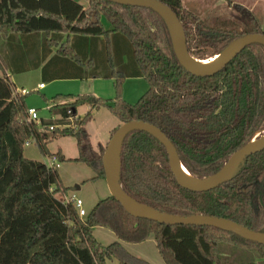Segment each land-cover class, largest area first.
Here are the masks:
<instances>
[{
    "label": "trees",
    "instance_id": "trees-1",
    "mask_svg": "<svg viewBox=\"0 0 264 264\" xmlns=\"http://www.w3.org/2000/svg\"><path fill=\"white\" fill-rule=\"evenodd\" d=\"M82 1L87 3L85 6ZM177 15L186 49L197 60L213 58L246 34H264L250 9L226 0L196 15L183 0H159ZM21 40L23 41L20 44ZM5 48L24 58L31 48L37 63L52 75L112 79L116 96L57 93L50 118L28 122L27 93H16L7 72ZM25 65L11 69L25 70ZM143 78L147 91L135 103L122 99L126 78ZM45 96V95H43ZM90 109L78 117L77 108ZM118 119L159 128L174 144L183 167L196 179L217 173L237 150L264 131V46L247 45L221 70L195 76L173 51L165 21L153 10L106 0H0V264H142L119 241L104 245L92 234L107 226L127 242L154 236L165 264H264V244L213 226L165 225L129 215L110 195L99 199L84 217L63 201L68 190L56 168L24 156L34 143L42 156L64 161L47 144L74 137L71 162L86 164L90 180L104 179L101 159L106 145L91 143L87 123L94 109ZM70 112V113H69ZM71 127H61L69 124ZM52 127L53 129H51ZM119 155V184L137 202L179 216L226 218L254 232L264 229V149L247 156L240 171L215 189L193 192L174 179L166 149L143 131H131Z\"/></svg>",
    "mask_w": 264,
    "mask_h": 264
},
{
    "label": "rangeland",
    "instance_id": "rangeland-1",
    "mask_svg": "<svg viewBox=\"0 0 264 264\" xmlns=\"http://www.w3.org/2000/svg\"><path fill=\"white\" fill-rule=\"evenodd\" d=\"M232 3H239L246 8L250 9L256 14L259 23L264 27V0H231ZM82 3L87 6L85 1ZM226 0H183V5L194 12L196 15L201 17L211 10L218 4H225ZM6 54L10 55L9 64L10 69L8 74L11 75L12 81L16 86L14 89H18L20 86L29 92L26 103L30 108L37 110L39 117L50 118L48 106L49 104L45 101L50 102L51 98L57 93L63 94H83V93H94L97 97L104 100H112L116 96V90L114 88V81L112 79H92V80H55L48 81V69H43L45 63H39L34 68V63H37L38 55L31 48L27 50L23 49L24 58H18L15 50L5 48ZM25 65V70H19V72L13 73L11 69H15L14 66ZM53 72V71H52ZM42 82L45 88L38 89L37 85ZM17 87V88H16ZM147 91V84L143 78L129 77L123 81L122 84V99L126 103H135L142 95ZM45 95V96H43ZM83 110H79L81 113ZM93 119L86 125L87 130L91 136V143L95 145L97 142L105 144L110 138V132L113 128L118 125V119L113 113H110L105 108H99L94 110L92 113ZM23 154L25 157L32 160H41L47 157H43L40 150L34 143H28L24 146ZM49 151L52 154L57 151H62L67 158H76L78 155V149L74 137H62L57 138L47 144ZM56 164L59 165L57 168L60 182L68 190L63 194L66 196H74L76 199L79 198L83 205L82 208L85 214L81 216L84 218L90 210L95 206V203L109 195L107 186L102 179L91 181L94 177V172L86 165L81 162H71L68 160L59 161L56 159ZM80 188L76 190V186ZM93 236L102 244L108 245L114 241H119L125 251L128 254L134 255L136 258L144 261L142 264H165L158 254L156 247V241L154 236L151 235L142 242H127L119 239L110 227L107 226H96L93 228ZM106 264H119L118 260L108 259Z\"/></svg>",
    "mask_w": 264,
    "mask_h": 264
},
{
    "label": "water",
    "instance_id": "water-1",
    "mask_svg": "<svg viewBox=\"0 0 264 264\" xmlns=\"http://www.w3.org/2000/svg\"><path fill=\"white\" fill-rule=\"evenodd\" d=\"M111 1L123 6H136L140 8H149L157 13L166 23L168 32L171 36L173 51L176 54L178 62L185 70L195 76L212 75L221 70L230 60L238 55L247 45L261 44L264 46V34H246L238 37L236 40L229 43L219 55L213 57L216 60L208 65L198 66L193 62L194 59L189 55L186 49V40L183 27L173 11L159 0H106ZM211 59V58H210ZM143 131L149 133L157 139L166 149L167 162L174 179L178 185L184 189L193 192H205L206 190L215 189L222 185L224 182L231 180L241 169L245 163V158L249 155L258 153L264 149V131L262 134L253 137L246 145L237 150L222 168L215 174L205 177L203 180L196 179L183 167L178 158L176 148L173 143L166 137L163 132L156 126L145 123L143 121L130 120L129 122L122 123L114 131L112 136L106 143L105 150L102 155L101 164L104 170V180L107 184L109 195L117 200L123 209L135 217L151 219L165 225H197V226H213L221 230L232 232L239 237L258 244H264V229L261 232H254L245 226H241L229 219L217 218L214 216H201V215H187V217L166 214L149 207L145 204L137 202L126 195L120 187L119 178V155L122 147V142L131 131ZM117 158V178H115L111 169L110 158ZM183 170L187 172L190 178L183 176ZM264 178V177H263ZM264 183V182H263Z\"/></svg>",
    "mask_w": 264,
    "mask_h": 264
},
{
    "label": "built area",
    "instance_id": "built-area-1",
    "mask_svg": "<svg viewBox=\"0 0 264 264\" xmlns=\"http://www.w3.org/2000/svg\"><path fill=\"white\" fill-rule=\"evenodd\" d=\"M6 75H8V77H9V74H6ZM42 86H43V84H40L39 85V87H42ZM19 92L26 93V91L23 90V89L20 90ZM27 111H28V117H27L26 120L28 122L35 121V122L38 123L40 117H39V114H38L37 110L29 107L27 109ZM69 120H70V123L69 124L66 123V124L62 125L61 127H68V126L71 127V125H72V122H71L72 121V118L70 117ZM50 128L53 129L52 127H50ZM44 163L48 167H51V168H56L57 169L58 166H59V165L56 164V158L54 156L47 157L45 159ZM62 198H63V201L68 202V203H72L74 205V207L78 211L79 216H83L85 214V211L82 208L83 203H82V201L79 198L76 199L73 195L72 196L63 195Z\"/></svg>",
    "mask_w": 264,
    "mask_h": 264
},
{
    "label": "crops",
    "instance_id": "crops-1",
    "mask_svg": "<svg viewBox=\"0 0 264 264\" xmlns=\"http://www.w3.org/2000/svg\"><path fill=\"white\" fill-rule=\"evenodd\" d=\"M22 40H21V42H20V44H22ZM14 67H16L15 69H17V67H19V66H14ZM53 71V70H52ZM9 72V71H8ZM8 72H7V74H8ZM19 72V71H18ZM49 74H48V76H46V78H47V80L48 81H50V82H52V81H55V80H74V79H78V80H92V79H98V78H95V77H87V78H85V79H80V78H78V77H73L72 75H55V76H53L52 75V72H48ZM135 78H137V77H135ZM9 79H10V81H12V78H11V75L9 74ZM13 83V82H12ZM40 84H43L42 82H39L38 83V85H37V87H38V89H43V88H45V85H43L42 87H39V85ZM13 86H16L14 83H13ZM17 88V87H16ZM25 90L26 91V89L23 87V85H21L20 86V89H19V91L20 90ZM18 89H16L15 90V92L16 93H19V91H17ZM26 93H27V91H26ZM80 94V93H79ZM83 94H89V93H83ZM92 94V93H91ZM94 94V93H93ZM78 110H77V112H78V114H77V116L78 117H81V116H83L85 113H87L90 109L88 108V106H86V105H84V106H81V107H78L77 108ZM83 110L81 113L79 112V110ZM94 110H98V109H94ZM93 110V111H94ZM93 111H92V113H93ZM40 118H42V117H40ZM108 142V141H107ZM106 142V143H107ZM106 143L105 144H103V143H101V144H103V145H106ZM49 149V148H48ZM60 151V150H59ZM61 152V154L63 155V157H64V159L65 160H67V159H75V158H67V157H65V155H64V153L62 152V151H60ZM54 155V154H53ZM44 157V156H43ZM43 162H44V159H41ZM64 160V161H65ZM104 182V181H103ZM105 185L107 186V184H106V182H105ZM80 187L77 185L76 186V190H78ZM108 189V188H107ZM108 193H109V191H108ZM108 196V195H107Z\"/></svg>",
    "mask_w": 264,
    "mask_h": 264
},
{
    "label": "bare ground",
    "instance_id": "bare-ground-1",
    "mask_svg": "<svg viewBox=\"0 0 264 264\" xmlns=\"http://www.w3.org/2000/svg\"><path fill=\"white\" fill-rule=\"evenodd\" d=\"M216 60V58H211V59H201V60H193V62L195 63V64H197L198 66H204V65H208V64H210V63H212V62H214ZM110 164H111V169H112V171H113V174H114V176H115V178H117V165H118V163H117V158H116V156L115 157H112V158H110ZM183 176L186 178H190V176L187 174V172L186 171H184L183 170ZM191 179V178H190Z\"/></svg>",
    "mask_w": 264,
    "mask_h": 264
},
{
    "label": "flooded vegetation",
    "instance_id": "flooded-vegetation-1",
    "mask_svg": "<svg viewBox=\"0 0 264 264\" xmlns=\"http://www.w3.org/2000/svg\"><path fill=\"white\" fill-rule=\"evenodd\" d=\"M103 181L105 182V180L103 179Z\"/></svg>",
    "mask_w": 264,
    "mask_h": 264
}]
</instances>
